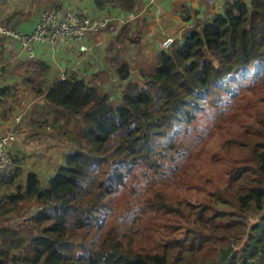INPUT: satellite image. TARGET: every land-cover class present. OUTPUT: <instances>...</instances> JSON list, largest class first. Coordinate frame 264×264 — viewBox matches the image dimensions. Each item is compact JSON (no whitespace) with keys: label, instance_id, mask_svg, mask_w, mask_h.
<instances>
[{"label":"trees","instance_id":"obj_1","mask_svg":"<svg viewBox=\"0 0 264 264\" xmlns=\"http://www.w3.org/2000/svg\"><path fill=\"white\" fill-rule=\"evenodd\" d=\"M94 2L136 8V0ZM200 28L139 72L120 59L113 77L61 78L40 59L27 69L28 90L40 96L27 110V90L0 85L5 119L23 107L36 128L72 125L48 181L10 148L0 264H264V0L228 1ZM207 118L217 129L211 145ZM139 177L158 183L156 194L119 202ZM13 211L29 229L9 222ZM148 214L151 227L142 223Z\"/></svg>","mask_w":264,"mask_h":264},{"label":"crops","instance_id":"obj_2","mask_svg":"<svg viewBox=\"0 0 264 264\" xmlns=\"http://www.w3.org/2000/svg\"><path fill=\"white\" fill-rule=\"evenodd\" d=\"M7 1L20 7L23 5V8L26 9V3L29 0H0V12L3 11L4 3L7 4ZM228 1L231 0H213V4H210L209 0H156L155 2L153 0H136L134 11L119 9L114 5L111 11H103L97 8L94 0H60V2H57L60 5L56 3L51 6H59L65 10L80 12L96 19L104 17L118 18L119 22L117 23L122 26L118 27L116 21H114L115 29L113 31H103V33L96 34L89 32L79 39V42L76 40L78 38L68 37L56 46L49 43L38 44L35 47L36 62L40 59L49 61L53 68L52 74L54 76L60 75L61 78L72 73L87 78H91L95 74L113 77L117 74V62L120 59H128L131 65L136 67L135 71L139 72L141 64L146 58L162 51V41L168 35L173 36L177 40L187 30L200 25L202 28L204 24L211 22L218 13L223 12ZM43 9L38 12L33 10V15L31 14L30 16L24 11L25 18H17L15 22L13 19L6 17L4 23L0 22V27L23 33L32 32L40 20ZM130 14H135V18L127 24L120 22L122 18H126ZM122 28L125 31L128 30V34L124 35V42H119L117 38L118 35L122 34L120 33ZM109 32L111 33L105 34ZM0 37L5 41L6 45L3 54L0 55L2 58L0 61L5 62L4 68L5 71H8L6 64L12 56V51L9 48L10 43L6 40V37L9 38L10 42L13 40L19 47L20 43L16 38L13 37L12 39L11 36L6 34H0ZM25 56L29 57L28 55ZM56 56L61 57L60 61H57ZM12 66L10 65V69H12ZM22 80L27 83L26 77ZM0 85L18 87V83L15 82V78L11 77V74L0 75ZM25 104V108H22L27 110L31 102L27 101ZM14 110L15 113L10 116L13 119H5L1 115L2 107H0V123H2L0 124V136L11 129L15 123V117H21L19 107ZM11 150L14 153L13 147ZM29 166L35 169L30 164ZM247 261L251 263L252 259ZM247 261L244 262L240 258L238 264H246ZM235 264H237L236 261Z\"/></svg>","mask_w":264,"mask_h":264},{"label":"rangeland","instance_id":"obj_3","mask_svg":"<svg viewBox=\"0 0 264 264\" xmlns=\"http://www.w3.org/2000/svg\"><path fill=\"white\" fill-rule=\"evenodd\" d=\"M27 2L28 3H26L27 4L26 9L23 8V5L22 7H20L18 5L10 4L9 1L6 2L7 4L4 3V9L2 12H0V22L4 23L6 17L13 19L14 22L17 20V18L24 19L25 18L24 11H26V13H28V16H30L33 13V10H36V12H38L42 8L45 9L48 6L60 2V0H29ZM6 40L10 43L9 48L12 51L11 54L12 56L10 57L9 55L10 58L6 64L8 71L4 70L3 74H11V77L15 78V82L18 83V87L15 88L18 94L22 93L23 90H27V93L24 96L25 100L30 101L31 104L33 102H38L40 100V96L31 93L28 90L27 83L23 82L22 80L25 79V77H27L26 76L27 69L32 68L33 66L35 67L38 64V60L36 62L37 57L36 56L27 57L25 56V54H19L20 53L19 46L13 40H11L10 42L8 37H6ZM76 40L79 42V39ZM5 48H6L5 41H3V39L1 38L0 55L3 54ZM55 58L57 59V61H60L61 57L56 56ZM156 62H157V58H156ZM142 64H145V62L143 61ZM10 65H13L12 69H10ZM21 108L19 107L20 111ZM13 111L11 115L13 114ZM244 112H245V106L241 108L240 114H244ZM40 118L41 116L38 114L35 116V119H40ZM12 119L13 117L10 118V120ZM14 119H15V123L10 129V130H14L15 132V139L10 144L15 150L14 153H18L19 157L22 159L24 163L26 162L27 164H30L37 171L41 172L44 179L48 181L49 173L53 171V169L58 164H60V162H62V160L65 158V154L67 153L68 149L71 147L68 135H65L64 133L67 127H71L72 125L66 124L63 128H61V130L57 129L58 131L49 125L43 128L37 127L38 128L37 129L35 127V124H33L30 121V116L28 114L26 116L23 111H21L20 119H17V117H15ZM232 120H233L232 114H229L227 117L224 118V122L228 126H230ZM205 122L207 124H210L209 118H207ZM33 127L36 129H34ZM41 129H43V131H40ZM38 130L40 132L35 134L36 131ZM216 132L217 129L214 127L213 124H210V130L208 135L214 133L213 137L209 140L210 145ZM157 185L158 183H156L153 187L150 183L144 185V179L139 177L136 180L135 185L125 188V192H123L117 199L119 202H122L125 199H130V200L132 199V201H134L135 203H139L145 197V195L147 196L150 193L152 195L156 194ZM133 186L137 187V190H134ZM167 191L169 192L168 189ZM24 214L25 213L23 212L13 211L10 214H8L6 218L9 220V222L16 223V225L20 227L22 226L25 229H29L28 226L26 225L27 224L26 221L24 220L23 222V219L25 217ZM152 216L154 215L152 214L146 215L144 220L142 221L143 225L148 224L149 227L153 226L154 221ZM252 218L253 221H255L256 220L255 218H257V216L253 214ZM149 241H154V237L152 235L149 237ZM235 261L238 264L240 262V258L238 259L235 258Z\"/></svg>","mask_w":264,"mask_h":264},{"label":"built area","instance_id":"obj_4","mask_svg":"<svg viewBox=\"0 0 264 264\" xmlns=\"http://www.w3.org/2000/svg\"><path fill=\"white\" fill-rule=\"evenodd\" d=\"M156 0H153L155 2ZM213 4V0H209ZM135 14H130L122 18L120 22L129 23ZM117 26H122L117 18L104 17L100 19L92 18L73 10H65L59 6H48L41 11L40 20L36 28L29 33L18 32L12 29L0 27V34L16 38L20 43V53L29 57H35V47L41 43H49L53 46L64 41L68 37L83 38L87 33H103V31H113ZM105 33V34H110ZM175 38L168 35L162 41V47L170 49ZM5 62L0 61V75H3ZM62 78H66L63 76ZM21 117H17L20 119ZM15 139L14 130L8 131L0 136V177L7 175L15 167L13 156L10 152L11 142ZM5 219L0 218V226L5 223Z\"/></svg>","mask_w":264,"mask_h":264},{"label":"bare ground","instance_id":"obj_5","mask_svg":"<svg viewBox=\"0 0 264 264\" xmlns=\"http://www.w3.org/2000/svg\"><path fill=\"white\" fill-rule=\"evenodd\" d=\"M128 17V16H127Z\"/></svg>","mask_w":264,"mask_h":264}]
</instances>
